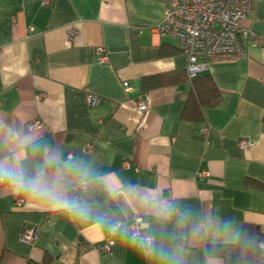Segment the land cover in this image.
<instances>
[{"label":"crops","instance_id":"obj_1","mask_svg":"<svg viewBox=\"0 0 264 264\" xmlns=\"http://www.w3.org/2000/svg\"><path fill=\"white\" fill-rule=\"evenodd\" d=\"M168 1L0 0V162L59 178L88 209L77 215L26 192L19 207L21 190L6 183L0 264H163L111 233L113 219H139L157 245L182 248L185 264H223L207 246L236 242L244 224L264 234V0L241 22L246 56L199 73L221 97L196 121L180 117L191 89L187 56L155 30ZM87 94L98 101L88 105ZM141 95L148 108L138 114ZM35 118L44 129L26 128ZM81 180L87 188L74 194ZM22 226L36 229L33 244L20 240ZM108 239L110 252L97 251Z\"/></svg>","mask_w":264,"mask_h":264},{"label":"built area","instance_id":"obj_2","mask_svg":"<svg viewBox=\"0 0 264 264\" xmlns=\"http://www.w3.org/2000/svg\"><path fill=\"white\" fill-rule=\"evenodd\" d=\"M41 6H49L51 0H38ZM254 0H169L164 7L163 17L155 30L160 36L172 39L178 48L187 56L188 64L186 76L188 80L205 70L207 63L211 61H228L241 59L246 56L244 41L249 33L243 30L241 22L249 17L253 11ZM28 28L27 32H31ZM73 30L68 32V38L73 36ZM97 61L100 63L107 61V51L105 47L98 46L95 49ZM125 91L131 92L132 85L128 81H122ZM85 101L88 105L95 104L98 99L87 94ZM148 108V100L144 96H137L134 102V110L142 114ZM30 130H42L45 125L39 118H35L26 124ZM252 143L249 140L239 142L241 147H248ZM92 143L86 145L90 151ZM128 166V162H124ZM208 176L206 171L198 173L199 178ZM6 183H0V187ZM86 183H78L71 187V191L76 194L86 190ZM23 191L15 198L17 206L23 205ZM124 232L132 239V234L138 232L140 236H153L144 231L139 219H113L110 222V232ZM20 240L33 244L37 238L34 227L22 226L19 232ZM114 244L113 239L97 245V251L109 253ZM145 255L148 253L144 252ZM39 264V263H37Z\"/></svg>","mask_w":264,"mask_h":264},{"label":"clouds","instance_id":"obj_3","mask_svg":"<svg viewBox=\"0 0 264 264\" xmlns=\"http://www.w3.org/2000/svg\"><path fill=\"white\" fill-rule=\"evenodd\" d=\"M68 168L76 172L81 170V166L77 164H70ZM80 182L83 183L82 180ZM0 183H7L14 189L29 193L41 200H47L54 206L77 215H86L88 212V209L66 196L60 186L59 178H54L49 182L46 173L43 171L32 178L16 159L11 164L0 162ZM191 235L193 238H198L200 236L199 228L193 226ZM176 238L175 235L172 237V239ZM132 240L144 252L158 257L163 264H185L182 248H172L166 246L163 242L157 245L153 238L140 236L138 232L132 234Z\"/></svg>","mask_w":264,"mask_h":264},{"label":"trees","instance_id":"obj_4","mask_svg":"<svg viewBox=\"0 0 264 264\" xmlns=\"http://www.w3.org/2000/svg\"><path fill=\"white\" fill-rule=\"evenodd\" d=\"M188 81L191 89L180 117L200 120L202 108L216 105L221 94L209 75L198 74ZM206 251L209 256L222 259L223 264H264V234L256 225L244 224L236 242L210 244Z\"/></svg>","mask_w":264,"mask_h":264}]
</instances>
